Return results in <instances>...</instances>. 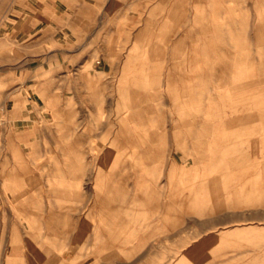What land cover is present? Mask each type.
<instances>
[{"label":"rangeland","instance_id":"obj_1","mask_svg":"<svg viewBox=\"0 0 264 264\" xmlns=\"http://www.w3.org/2000/svg\"><path fill=\"white\" fill-rule=\"evenodd\" d=\"M126 10L109 23L116 29L99 30L90 47H79L77 59L62 54L59 68L37 77L53 85L22 86L17 70L0 79V264H264V117L246 130L227 123L245 108L264 110V0H140ZM226 48L237 64L220 84L215 68ZM128 98L142 99L137 105L159 148L152 161L141 157L142 180L170 181L177 220L168 229L129 193L119 212L133 234L107 247L101 242L109 236L99 231L109 221L94 175L123 172L119 157L128 164L140 158L131 153L142 149L112 145V158L101 162L111 139L145 137L128 117ZM120 124L132 131L128 139ZM76 135L82 159L61 146ZM53 211L64 214L66 233L48 228ZM137 233L147 245L134 244Z\"/></svg>","mask_w":264,"mask_h":264},{"label":"crops","instance_id":"obj_2","mask_svg":"<svg viewBox=\"0 0 264 264\" xmlns=\"http://www.w3.org/2000/svg\"><path fill=\"white\" fill-rule=\"evenodd\" d=\"M136 2L138 3L140 0H0V79L5 77L7 72L17 70L20 73L23 72V79L25 82L22 83V86L40 85L46 87L53 85L52 79L46 78L44 80H38L37 77L41 76L44 71L59 68L61 66L62 54L75 55L77 59L81 47H90L94 40L95 32L105 28L109 30L116 29L115 26H111L109 23L119 22L122 17L125 16L127 11L126 8L128 7L131 9V7H136ZM133 14L130 15L131 19L128 20H133ZM257 27L258 26H256V29H258ZM79 38H85V42L80 44ZM180 41L182 40H179L178 43ZM102 52L114 53L113 51H105V49ZM232 52L233 51L226 48V50L221 52L222 54L217 57L218 62L215 69H219L221 72L220 74L215 72V74L216 76L219 75L218 81L220 84H223L231 78V74L227 72V69L237 64H235L236 60L234 59L235 57L232 56ZM24 72H26V74H24ZM128 90L130 93H141L135 88H128ZM28 92L29 100H32L34 92L31 89ZM130 100L141 101L142 99L137 100L136 98H128L124 101L127 103L130 102ZM142 111L144 110H139L136 116L142 115L141 118H144L145 115ZM259 117H264V110L261 112H253L245 108L243 113H234L230 116L227 123L234 126L236 130L241 127L246 130L247 127H251L247 124L254 123L256 118ZM203 126L206 127L205 125ZM139 128L141 130L140 125ZM144 134L146 135V139L144 138L134 145L126 141L123 142V144H130L131 146L129 148L132 147L136 150H143L131 153L134 157H140L138 160H135L136 163H123L125 159L119 157L117 161L118 164L125 166L123 167V172L119 171L118 173L110 174L101 169L94 175V177H96L95 182L98 183L97 186L99 187L97 200L102 208V212L108 217L109 224L113 222L111 220V214L113 215V213H116V220L120 222L118 223L120 226L129 222V219L123 217L119 212L122 206H128L131 201L125 200L127 193L123 188L120 189V186L131 188L134 180L136 181L134 187L135 198L138 200V204H140L141 207H149L157 214L154 221L159 220L165 222L166 225L170 227V225L174 224V220H177V217L174 215L175 210L172 207L174 204V186H172L170 181L167 179L160 180V183L163 182V184H160L161 186L159 185L160 187H158L152 179L149 180V182L142 180L143 174L141 171H145V169L141 166V160L146 159L148 160L147 162L152 161L153 152L151 150L159 149L154 143L156 133L146 126V132ZM81 144L82 142L79 141L73 144V147L70 149L71 151L74 149L71 154L76 159L85 157L81 149ZM62 149L64 148L62 147ZM102 150V155H104L106 147L102 148ZM88 152L91 153L90 150ZM141 157H145V159H141ZM109 161V158L104 156L101 157L102 163L107 164ZM137 161H140V163H137ZM139 166L142 168H139ZM79 168L77 164H74L72 172L76 174V172H79ZM117 175L119 177H117L118 181L114 188L117 191H115L116 193L112 192L115 198L110 199L109 195L112 190L110 189L112 185L108 180H110L111 176L116 177ZM132 175L135 178L134 180H131ZM191 175L192 177L197 176V174ZM166 176L167 174L164 175V177ZM125 181L127 184H125ZM129 182H131V184H128ZM155 182L158 181L155 180ZM215 190L216 186L214 185V191ZM220 203L219 201V203H217L218 205L214 206L220 208ZM53 212L48 214L47 220H49V216ZM179 213L185 214V211ZM105 228L99 231L103 235L107 234L104 232ZM173 228L174 226L172 225V227L168 229ZM123 234L125 233L120 232L119 236ZM141 240L144 241L142 242ZM102 242L101 244L103 245ZM134 244L139 246L147 245L148 241L146 240V236L143 233L136 235Z\"/></svg>","mask_w":264,"mask_h":264},{"label":"bare ground","instance_id":"obj_3","mask_svg":"<svg viewBox=\"0 0 264 264\" xmlns=\"http://www.w3.org/2000/svg\"><path fill=\"white\" fill-rule=\"evenodd\" d=\"M213 9V8H212ZM213 11V10H212ZM215 13V12H214ZM212 14H213V12H212ZM211 18H212V16H211ZM217 18V17H216ZM214 20L216 21V20H218V19H212V21L214 22ZM208 22V21H207ZM202 24V23H201ZM206 24V23H205ZM204 24V25H205ZM212 24V23H211ZM214 24V23H213ZM212 24V25H213ZM208 25V24H207ZM205 27H206V25H205ZM259 27H261V29L264 27V25H261V26H259ZM259 27H257L258 29H259ZM204 28V27H203ZM202 28V29H203ZM209 29H210V27H209ZM262 35H264V34H262ZM261 35V36H262ZM256 40V39H255ZM264 40V39H263ZM214 42V41H213ZM212 42V43H213ZM257 44H259V43H257ZM258 55V54H257ZM259 58V57H258ZM259 62V61H258ZM112 101V100H111ZM147 102H149V101H147ZM114 103H115V101H114ZM125 104V103H124ZM144 105H145V103H144ZM127 106H129V110H130V112L129 113H127L128 114V117L131 119V120H133V121H136V123L138 124V126L140 125V127H141V131H143V133H145L146 132V126H145V119L144 118H141L142 117V115H139V116H136V114L139 112V110H141L143 107H142V105H140L139 106V104L137 105V101H135V100H130V102H127ZM148 108H150V106H147V105H145V110H148ZM112 111V110H111ZM110 113V112H109ZM112 113V112H111ZM114 114V113H113ZM120 115V114H119ZM121 115H123V113L121 114ZM125 116V115H124ZM114 117V116H113ZM120 117V116H119ZM118 117V118H119ZM108 118V116L106 117V119ZM116 118V117H115ZM148 118V117H147ZM120 119V118H119ZM126 119L127 118H124V120H125V122H126ZM102 120L104 121L105 120V118L103 119V116H102ZM123 120V121H124ZM148 120V119H147ZM149 120H150V118H149ZM148 120V121H149ZM77 121V120H76ZM80 121V120H79ZM78 121V122H79ZM108 121V120H107ZM120 121H121V119H120ZM151 121H152V119H151ZM95 122H97V121H95ZM125 122H123V124H125ZM77 122H74V124H76ZM87 123V122H86ZM110 123H111V121H110ZM79 123H77L75 126H77ZM92 124V123H91ZM104 124L106 125L107 123L105 122H103V124H102V126H101V128H104ZM108 124H109V122H108ZM111 124H113V123H111ZM97 125V124H96ZM57 126V125H56ZM74 126V125H73ZM83 125H81V127H82ZM90 126H92V125H90ZM120 126V130H122V132H123V134H124V136H126L125 137V139H128V137H127V135L126 134H130L131 132H129L130 131V129H127L128 127H123V126H121V124L119 125ZM126 126H127V124H126ZM135 126V125H134ZM114 127V126H113ZM112 127V128H113ZM123 127V128H122ZM66 128H68V127H66ZM65 128V129H66ZM136 128V127H135ZM64 129V128H63ZM69 129H71V128H69ZM109 129H111V128H109ZM108 129V130H109ZM136 129H138V128H136ZM140 129V128H139ZM123 130H126V132L125 131H123ZM68 131V130H67ZM129 133H128V132ZM145 131V132H144ZM70 132V131H69ZM126 133V134H125ZM133 133H136L135 131H133ZM138 133H140V132H138ZM68 134H73V133H68ZM108 134V133H107ZM106 134V135H107ZM132 134V133H131ZM130 134V136H132ZM141 134V133H140ZM140 134H138V135H140ZM62 135V134H61ZM64 135V134H63ZM65 136V135H64ZM63 136V137H64ZM62 137V138H63ZM73 137V136H72ZM71 136H70V140H71V138H72ZM65 138H66V136H65ZM65 138H64V140H65ZM136 138H138V137H136ZM145 139H146V135H145V137H144ZM143 138V139H144ZM115 140H116V138L112 141V139H111V142L112 143H110V145L108 146V147H106V150L104 151V157H106V158H109V159H111L110 158V156H111V151L112 150H114L115 149V147H111L112 145H114V146H120V145H122L123 143L122 142H115ZM133 140V139H132ZM141 140V139H140ZM139 140V141H140ZM61 141V140H60ZM79 141H81V138L79 137V136H75V138H74V140L73 141H69V142H62L61 143V146L64 148V149H66V150H70L72 147H73V144H75V143H78ZM136 141H138V140H136ZM142 141V140H141ZM130 142V144L131 145H134V144H136L137 142H133V141H129ZM117 144V145H116ZM70 145V146H69ZM114 155V154H113ZM73 155H71V157H72ZM64 165L65 166H67V167H73V164L71 163V160L70 159H67V158H65V161H64ZM63 166V165H62ZM64 168V167H63ZM73 169V168H72ZM125 174V173H124ZM136 174V173H135ZM66 175V174H65ZM130 176V175H129ZM117 177H119L118 175L115 177V176H111L110 177V180H108V181H110V184L112 185V187L110 188V189H112L111 191H110V199H114L115 198V195L113 194L115 191H117L116 189H114L115 187H116V182H117ZM135 177H136V175H135ZM64 178V177H63ZM120 179H121V177H120ZM135 178H134V176L132 175V177H131V180H134ZM135 180L132 182V185H131V188H128L127 186H120V189L121 188H123L124 190H125V192L127 193V194H129V193H134V191H135V189H134V187H135ZM119 186V185H118ZM114 189V190H113ZM118 189H119V187H118ZM119 189V190H120ZM67 190V189H66ZM63 191V190H62ZM65 191V190H64ZM113 192V193H112ZM116 193V192H115ZM127 194H126V196H127ZM117 196V195H116ZM116 214V213H115ZM115 214L113 213V215L111 214V220L113 221L112 223H110L109 225H108V227H106L105 229H104V232H106L108 235H109V237H108V239L106 240V241H103L102 243H103V246H107V247H110V246H112V245H115V244H117V243H119L118 242V239L119 240H121L120 238H118L119 237V235H120V232H124L125 233V235H131V234H133L132 233V231L130 230L131 228H130V224H129V222L127 223V224H122V226H120V224H118V223H120L119 221H117L116 220V218H117V216H115ZM64 214H62V213H51V215L49 216V220H47L48 221V223H49V227L48 228H50V227H52L51 229H56L57 231L59 230V231H61V230H63V232H65L66 233V231H68L69 229H71L69 226H59L62 222H64V223H66L65 221H67L66 219H65V217L63 216ZM68 222V221H67ZM46 225V224H45ZM48 225V224H47ZM62 225H63V223H62ZM81 230V229H80ZM100 230H102V229H100ZM50 231V230H49ZM77 231V230H76ZM84 231V230H83ZM86 231V230H85ZM38 232H36V234H37ZM47 233V232H46ZM56 233V232H55ZM70 233V232H69ZM74 233V232H73ZM76 234L77 233H79V235L81 234L82 235V233H84L85 234V232H82V233H80V231H79V228H78V232H75ZM89 233V232H88ZM52 234V233H51ZM75 234V235H76ZM83 234V235H84ZM86 234H87V232H86ZM138 234V233H137ZM38 235V234H37ZM58 235V234H57ZM88 235V234H87ZM66 236H68V235H66ZM39 237H40V235H39ZM69 237V236H68ZM67 237V238H68ZM78 237V236H77ZM83 237V236H82ZM87 237V236H86ZM47 238V237H46ZM84 238V237H83ZM42 239H43V237H42ZM48 239V238H47ZM86 239V238H85ZM122 239H124V238H122ZM129 239V238H128ZM40 240H41V238H40ZM129 242V241H128ZM41 243V242H40ZM48 243V242H47ZM66 244V243H65ZM126 244V243H125ZM27 245H29V244H27ZM131 245V244H130ZM129 245V246H130ZM42 246V245H41ZM44 246V245H43ZM127 246V245H126ZM125 246V247H126ZM133 246V245H132ZM131 246V247H132ZM10 247V246H9ZM83 247V246H82ZM91 247V246H90ZM8 248V247H7ZM84 248V247H83ZM82 248V249H83ZM128 248V247H127ZM28 249V248H27ZM41 249V248H40ZM113 249V248H112ZM123 250H126V249H123ZM28 251V250H27ZM135 251V250H134ZM31 252V251H30ZM29 252V253H30ZM136 252H137V250H136ZM109 253V252H108ZM81 254V253H80ZM134 254V253H133ZM3 255H5V254H3ZM33 256V255H32ZM98 256V255H97ZM103 256V255H102ZM133 256V255H132ZM34 258H36V256L34 257ZM62 258V257H61ZM64 258V257H63ZM69 259V258H68ZM94 259V258H93ZM116 259V258H115ZM36 260V259H35ZM120 260V259H119ZM142 260V259H141ZM28 261V260H27ZM37 262L39 261V260H36ZM63 261V260H62ZM120 261H122V260H120ZM8 262V261H7ZM12 262V261H11ZM75 262V261H74ZM9 263V262H8ZM64 263V262H63ZM58 264H59V261H58ZM73 264V263H72ZM134 264H137V263H134Z\"/></svg>","mask_w":264,"mask_h":264}]
</instances>
